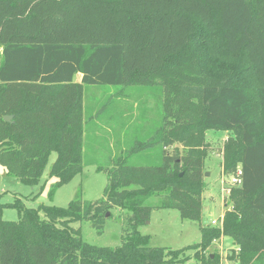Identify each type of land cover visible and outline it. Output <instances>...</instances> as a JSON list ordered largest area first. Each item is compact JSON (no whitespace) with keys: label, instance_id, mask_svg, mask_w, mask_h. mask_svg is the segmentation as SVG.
<instances>
[{"label":"trees","instance_id":"obj_1","mask_svg":"<svg viewBox=\"0 0 264 264\" xmlns=\"http://www.w3.org/2000/svg\"><path fill=\"white\" fill-rule=\"evenodd\" d=\"M157 84L160 125L139 128L144 139L128 150L121 146L104 165L89 158L87 150L93 153L95 146L84 140L89 124L83 114L84 85ZM5 115L11 119L4 120ZM210 129L235 133L234 143L223 148L221 168L229 172L239 166L241 182L229 192V207L218 223L200 225V241L187 248L195 249L201 264H218L220 254L206 251L226 236L236 247L227 259L261 263L264 0H0L4 173L35 185L54 152L52 190L85 164L107 175L95 200L37 208L26 207L19 197L0 202V212L13 207L18 213L16 220L0 218V264L184 261L178 260L184 249L150 246L138 227L149 219L152 207L144 202L151 196H161L158 208L201 221L208 154L203 132ZM113 207L127 211L116 246L90 244L73 226L86 220L100 233Z\"/></svg>","mask_w":264,"mask_h":264},{"label":"rangeland","instance_id":"obj_2","mask_svg":"<svg viewBox=\"0 0 264 264\" xmlns=\"http://www.w3.org/2000/svg\"><path fill=\"white\" fill-rule=\"evenodd\" d=\"M73 79L79 81L80 74H75ZM160 94L159 84L124 88L84 85L83 114L89 123L85 128L84 140L95 146L93 153L87 150L90 152L88 157L98 160L99 165H104L108 162L109 156L116 153L115 150L118 153L121 146L128 150L134 141L142 138L143 132L139 134V128L147 130L157 128L161 122ZM99 104L101 106L98 108ZM129 129H131L130 136H128ZM203 134L204 142L208 146V154L204 160L205 188L201 221L181 219L176 209L158 208L161 196H151L144 202V205L152 207L149 219L138 227L140 233L148 235L150 246H160L167 250L184 249L178 260L183 257L185 260L175 264H201V261L194 256L195 249H188L187 246L200 241V225H208L211 219L222 216L224 209L229 207L226 204L227 196H224L225 193L222 190L228 188L230 192L235 187L230 184V178L236 169L224 172L221 168L223 148L225 145L234 143L235 133L232 130L210 129L205 130ZM177 146L181 149L180 145ZM55 156L54 152L49 155L42 175L35 185L23 184L7 176L0 166V202L12 203L16 197H19L26 207L37 208L40 205L65 207L72 199L91 201L102 196L107 175L105 172L96 171L95 165L85 164L82 172L75 174L70 181L52 190L55 179L49 176V170ZM87 159L85 158V163ZM110 214L100 233L95 231L91 223L86 220L75 222L73 226L80 227L81 236L86 242L113 247L120 243L127 211L113 207L110 209ZM0 218L16 220L17 210L13 207H4L0 212ZM231 249H234L232 240L225 236L222 241L219 239L213 242L206 252L211 255L224 254L221 264H237L236 261L225 257ZM259 262L263 263L264 260Z\"/></svg>","mask_w":264,"mask_h":264},{"label":"built area","instance_id":"obj_3","mask_svg":"<svg viewBox=\"0 0 264 264\" xmlns=\"http://www.w3.org/2000/svg\"><path fill=\"white\" fill-rule=\"evenodd\" d=\"M241 182V170L240 168H237V170L235 171L234 175L231 176L230 178V184L232 185H238ZM224 194V196H228L229 194V190L228 188L225 190H222ZM218 223V219H211L210 220V224H217Z\"/></svg>","mask_w":264,"mask_h":264},{"label":"water","instance_id":"obj_4","mask_svg":"<svg viewBox=\"0 0 264 264\" xmlns=\"http://www.w3.org/2000/svg\"><path fill=\"white\" fill-rule=\"evenodd\" d=\"M4 120L9 121L11 119V115H5ZM205 175H207V173H205Z\"/></svg>","mask_w":264,"mask_h":264},{"label":"crops","instance_id":"obj_5","mask_svg":"<svg viewBox=\"0 0 264 264\" xmlns=\"http://www.w3.org/2000/svg\"><path fill=\"white\" fill-rule=\"evenodd\" d=\"M223 238H224V237H223ZM223 238H222V239H223ZM222 239H221V241H222ZM234 248L236 249L235 246H234ZM219 254H220V256H221V259H224V256H223L224 254H222V253H219ZM221 259H220V261H219L218 264H221V262H223V260H221Z\"/></svg>","mask_w":264,"mask_h":264}]
</instances>
